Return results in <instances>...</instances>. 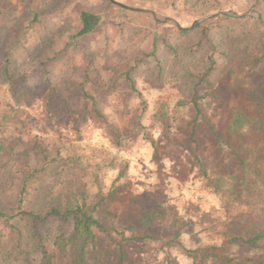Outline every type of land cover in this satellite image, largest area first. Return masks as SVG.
Returning <instances> with one entry per match:
<instances>
[{
    "label": "rangeland",
    "instance_id": "obj_1",
    "mask_svg": "<svg viewBox=\"0 0 264 264\" xmlns=\"http://www.w3.org/2000/svg\"><path fill=\"white\" fill-rule=\"evenodd\" d=\"M81 12L103 19L78 37ZM214 15L239 30L246 19L264 24V1L0 0V211L17 207L27 183L43 204L84 195L103 227L98 251L76 260L55 250L51 264H120L113 251L128 264H192L186 251L210 246L264 262V240L250 239L251 204L229 193L230 168L239 172L233 149L264 174V138L251 129L253 114H264V60L254 64L259 51L241 49L219 58L196 114L200 66L187 49L206 37L234 46L225 21L206 26ZM178 28L193 32L181 38ZM155 47L161 72L141 68L130 87L121 77ZM45 161L46 176L30 178Z\"/></svg>",
    "mask_w": 264,
    "mask_h": 264
},
{
    "label": "trees",
    "instance_id": "obj_2",
    "mask_svg": "<svg viewBox=\"0 0 264 264\" xmlns=\"http://www.w3.org/2000/svg\"><path fill=\"white\" fill-rule=\"evenodd\" d=\"M80 19L82 27L76 34L78 37L91 33L100 24L103 17L100 14L81 12ZM219 21H225L224 23L229 25L223 31V37L232 40L234 46L231 48L223 47L214 39L206 37V32V38L190 45L186 53L190 57L196 58V63L200 66V71L193 77L195 85L192 89V106L196 110V114L199 113L197 98L199 100L202 98L199 92L202 89L212 87V78L219 72V68L216 66L219 58H226L231 49L233 53L241 49V51L247 52L259 51V56L257 55L253 59L254 64L264 60V44L258 40L259 35L264 32L263 23L254 18L246 19L250 22V26L239 30L235 25L237 21L216 16L206 26H213ZM177 30L178 36L181 38H187L193 32L190 29L178 28ZM160 42L163 47L172 48L167 44V39L163 38ZM141 68H145V70L157 68L161 72L162 63L158 47H155L146 57H141L140 60L136 61L121 78H124L130 87H133V77ZM8 81L11 83V95L14 98L19 97L20 93L15 82L11 78ZM84 94L87 96L86 93ZM90 100L95 117L101 119L102 116L96 110L93 98L90 97ZM253 115L252 118L256 122L252 124L251 129L253 133L257 132L264 138V114L258 112ZM198 117L196 115L194 120H197ZM253 119H249V121ZM226 131L229 132L230 128L227 127ZM195 136L196 133L193 129L189 137L192 144L191 149L194 156L199 160L200 150ZM233 150L239 172L236 173L230 168L229 176L233 186L229 193L231 192L235 197H244L252 206V215L248 219L254 228L251 233V242L264 240V174L257 168L249 169L247 167L240 155V152L244 150L243 147H239L238 152ZM46 161L41 170L29 171V177L36 179L35 175L37 174L46 176V170L50 166L49 161L48 163ZM247 169L248 173H246ZM26 185L27 183L22 186L17 207L7 214L0 211V220L5 229L4 232H0V261L2 264H51L55 250L58 251L59 255H71L76 260L77 258L82 259L88 252L98 251V231L103 232V227L94 215L95 207L87 204L84 195L77 197L68 204L59 202L43 204L32 198L33 192L27 193ZM26 194H30V198L28 196L24 198ZM179 233L176 231V238H178ZM116 253L113 251L110 254L118 257L120 264H128L122 251ZM186 254L191 259L192 264H246V262H253L250 259L230 255L223 248L217 246L187 250ZM259 264H264V262L260 261Z\"/></svg>",
    "mask_w": 264,
    "mask_h": 264
},
{
    "label": "water",
    "instance_id": "obj_3",
    "mask_svg": "<svg viewBox=\"0 0 264 264\" xmlns=\"http://www.w3.org/2000/svg\"><path fill=\"white\" fill-rule=\"evenodd\" d=\"M126 9H128V8H126ZM218 15H224V16H226V17H229V18H232V19H239V18H243V17H245V15H243V16H232V15H229V14H218ZM218 15H214L213 17H216V16H218ZM202 22V21H201Z\"/></svg>",
    "mask_w": 264,
    "mask_h": 264
}]
</instances>
